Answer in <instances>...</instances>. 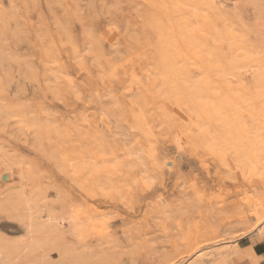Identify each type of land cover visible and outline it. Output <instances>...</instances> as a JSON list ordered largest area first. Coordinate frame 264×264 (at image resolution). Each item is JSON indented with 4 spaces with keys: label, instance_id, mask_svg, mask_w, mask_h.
Here are the masks:
<instances>
[{
    "label": "rangeland",
    "instance_id": "1",
    "mask_svg": "<svg viewBox=\"0 0 264 264\" xmlns=\"http://www.w3.org/2000/svg\"><path fill=\"white\" fill-rule=\"evenodd\" d=\"M70 1L0 0V240L18 259L29 218H67L79 251L116 233L176 264L240 260L242 240L264 242L246 225L264 189V0Z\"/></svg>",
    "mask_w": 264,
    "mask_h": 264
},
{
    "label": "bare ground",
    "instance_id": "2",
    "mask_svg": "<svg viewBox=\"0 0 264 264\" xmlns=\"http://www.w3.org/2000/svg\"><path fill=\"white\" fill-rule=\"evenodd\" d=\"M72 1V0H71ZM70 1V2H71ZM232 2V5L230 6V10H232L233 12H236L238 10V4L239 2H241V0H230ZM210 3V2H209ZM221 3V2H220ZM219 3V6H220ZM71 4V3H70ZM217 6V7H216ZM218 4L216 5L214 2H211V6L210 8H218L219 7ZM221 11L225 10V4L222 3L221 4ZM73 8V7H72ZM216 10V9H215ZM81 12V11H80ZM216 13V12H215ZM221 13V12H220ZM229 13V12H228ZM232 13V12H231ZM79 14V13H78ZM58 15V14H57ZM4 16V14H3ZM7 16V15H6ZM59 16V15H58ZM63 16V15H62ZM14 17V16H13ZM228 18V17H227ZM56 19V18H55ZM9 20V18H8ZM54 20V18H53ZM5 21V20H4ZM77 21V20H76ZM90 21V20H89ZM10 22V20H9ZM55 22V20H54ZM52 22V23H54ZM4 23V22H3ZM78 23V21H77ZM252 32L254 33V36H264V6H261L257 9L256 13H255V17L252 20ZM10 24V23H9ZM93 24V23H92ZM56 25V22H55ZM7 28V27H6ZM10 28V27H9ZM9 28H7L9 30ZM69 28H71V26H69ZM199 28V27H198ZM197 28V30H198ZM201 28V26H200ZM83 29V28H82ZM83 31V30H82ZM187 32H189V30L186 29ZM222 31V30H221ZM220 31V32H221ZM210 32V31H209ZM207 33V32H205ZM212 33V32H211ZM210 33V35H211ZM131 34V33H130ZM190 34V33H189ZM217 34V32H216ZM63 35V34H62ZM183 35V34H181ZM180 35V36H181ZM204 35V34H203ZM208 35V34H207ZM206 35V37H207ZM263 35V36H262ZM13 36V34H12ZM16 36V34H15ZM83 36V35H82ZM127 36V35H126ZM136 36V34H135ZM193 36V35H192ZM212 36V35H211ZM14 37V36H13ZM59 37V36H57ZM227 37V36H225ZM224 37V38H225ZM16 38V37H14ZM67 38V37H66ZM80 38V37H79ZM128 38V37H127ZM130 38V37H129ZM128 38V39H129ZM212 38H215L212 37ZM228 38V37H227ZM148 38L143 35V42L145 43L146 40ZM182 39V38H181ZM16 40V39H14ZM67 40V39H66ZM131 40V39H130ZM200 40V39H199ZM211 40V39H210ZM214 40V39H213ZM220 40V39H218ZM226 40V39H225ZM222 39L220 40V44H221ZM227 41V40H226ZM66 42V41H65ZM67 42H69V39L67 40ZM66 42V43H67ZM84 42V40H83ZM51 43V42H50ZM206 43V42H205ZM204 43V44H205ZM91 44V43H90ZM198 44V43H197ZM197 44L195 42L192 41V47L191 49L194 50H199L202 46H197ZM219 44V43H218ZM74 47H73V59H78L80 56V51L78 50V47H76L75 42H74ZM199 47V48H198ZM84 48V47H82ZM194 50L192 51V53L194 52ZM215 50V49H213ZM202 51L205 52V50ZM210 51V50H209ZM115 52V51H114ZM201 52V51H200ZM216 52V51H215ZM218 52V51H217ZM113 53V52H112ZM116 53V52H115ZM196 52H194V54H196ZM101 57L99 58V64L97 65V67L101 68V64L104 63L106 65V67L109 68L110 71L112 72H116L118 70H121L122 67L118 64L121 60H117V59H107L105 55H103L102 53ZM114 54V53H113ZM118 54V53H117ZM207 54V53H206ZM116 55V54H115ZM114 55V56H115ZM119 55V54H118ZM198 56V54H196ZM194 55V56H196ZM202 55V52L200 53V56ZM221 55V54H220ZM219 55V56H220ZM95 56V55H94ZM113 56V55H111ZM121 56V54H120ZM130 56H132L131 52H127V56L124 57L122 60H129ZM216 57L218 58V56H212L213 59L217 60ZM223 57V56H222ZM221 57V59H222ZM201 58H203V55L201 56ZM228 58V57H227ZM220 59V60H221ZM95 61V59H93ZM202 60V59H201ZM213 60V62L215 61ZM223 60V59H222ZM225 60V59H224ZM55 61V60H54ZM97 61V60H96ZM209 61V60H208ZM212 61V59H211ZM220 62V61H219ZM229 63V62H227ZM223 64V63H222ZM227 65V64H225ZM64 66V65H62ZM104 67V66H103ZM98 68V69H99ZM225 70V69H224ZM101 73V72H100ZM99 73V74H100ZM122 73V77L127 78L130 75L128 74V71L123 70ZM231 74L232 71L230 72ZM229 73V74H230ZM239 73V72H238ZM235 74V73H234ZM133 75V74H132ZM223 75V74H222ZM232 76V75H231ZM240 76V75H238ZM236 76V78L238 77ZM235 77V76H234ZM241 77V76H240ZM239 77V78H240ZM133 78V77H132ZM220 78V77H219ZM233 79V78H232ZM99 80V79H98ZM221 80V79H219ZM238 80V79H237ZM236 80V81H237ZM240 80V79H239ZM102 82V80H100ZM216 82V81H215ZM103 83V82H102ZM218 83V81H217ZM224 84H227L226 82H223ZM240 83V82H239ZM243 83V82H242ZM106 85V84H105ZM217 86V85H216ZM231 86V85H228ZM239 86V85H238ZM242 86H244L242 84ZM220 87V85H219ZM69 88H71V86L69 85ZM221 88H223L221 86ZM230 88V87H229ZM241 88V87H240ZM244 88V87H243ZM225 90V88H223ZM226 89H228V87H226ZM238 89V88H237ZM245 89V88H244ZM229 90V89H228ZM230 91V90H229ZM231 92V91H230ZM239 92V91H237ZM213 93V92H212ZM232 93V92H231ZM230 93V94H231ZM220 95V94H218ZM227 95V94H225ZM229 96V95H228ZM227 96V97H228ZM225 97V96H224ZM223 99V98H222ZM226 100V99H225ZM228 100V99H227ZM223 101V100H222ZM229 101V100H228ZM221 102V101H220ZM222 104V103H221ZM230 104V103H229ZM227 112V111H226ZM224 115V114H223ZM263 160V159H262ZM140 172V171H139ZM142 175V174H141ZM263 184V183H262ZM260 196L261 194L257 195V203L254 206L256 213L258 214H253L254 216H259L261 212H264V209H261L259 207V200H260ZM10 198V197H9ZM12 199H15L13 197H11ZM10 198V200L12 201V199ZM9 200V199H8ZM14 201V200H13ZM12 201V202H13ZM8 203H10L9 201H7ZM29 216V215H28ZM27 216V217H28ZM32 216V215H30ZM26 217V218H27ZM34 216H32V218H29L28 222H27V232H26V237H27V241H28V247L26 248V251L21 253L18 256V259L16 257H14V244L12 243H7L3 240H0V264H132V262L134 261L135 264H172V261H176L178 260V258L182 255V253H178L176 255H174L173 253H170V251H166V252H158V251H153V252H143V251H137V248H128L127 246L122 245V241L118 238H116V233L114 234H108L111 235V241L107 242V243H102L100 245H94L95 247H91L88 246L86 247L83 246L81 248V250H76L73 249L72 247L70 248L69 246H67L66 242V237L68 233H71L75 230V226L73 225V223L71 222V220L67 219V218H48L46 220H44L42 223H38L36 221V219L34 220L33 218ZM246 221H244L243 223H245ZM242 223V221H241ZM248 226V224H246ZM105 226V225H104ZM101 227V226H98ZM103 227V226H102ZM107 227V226H106ZM112 227V226H111ZM96 230L98 229L97 226L95 227ZM246 228V227H245ZM67 229H69L70 231H68ZM248 229V227H247ZM105 231V230H104ZM258 233L260 232V229L257 230ZM109 232V231H108ZM243 232V231H242ZM41 234V238L40 240H35L34 235L35 234ZM247 232L243 233L241 236L242 238L247 237ZM105 238V237H104ZM103 238V239H104ZM109 238V239H110ZM241 240V239H240ZM94 241V240H93ZM109 241V240H108ZM89 244H91V242H87ZM93 243V242H92ZM98 243V242H97ZM96 243V244H97ZM101 243V242H100ZM99 244V243H98ZM49 248L50 251L54 252L55 254H57L59 256L58 260H54V262L51 259H47L46 257L44 258L45 261L43 263L39 262V257L38 258V254L40 252V250H42L43 248ZM209 249V248H208ZM201 250V249H200ZM198 250V251H200ZM197 251V252H198ZM207 251V250H206ZM238 251L242 252L243 250L241 248H238ZM194 255V254H193ZM192 255V256H193ZM210 253L209 251H207L206 253H202L198 256H195L194 259L197 264L198 261L202 262V264H204V262L206 260H208L207 257H209ZM184 256V254L182 255ZM181 256V257H182ZM187 256V255H186ZM239 257H241L240 255H238ZM243 258V257H241ZM180 259V258H179ZM191 259V260H192ZM177 263V261H176Z\"/></svg>",
    "mask_w": 264,
    "mask_h": 264
},
{
    "label": "crops",
    "instance_id": "3",
    "mask_svg": "<svg viewBox=\"0 0 264 264\" xmlns=\"http://www.w3.org/2000/svg\"><path fill=\"white\" fill-rule=\"evenodd\" d=\"M244 242L245 244L243 245L238 244L239 247L243 249V251L241 252L243 258L238 260L234 257L231 258L229 262L233 261L242 264H264V242L253 243L250 238H245L244 240L241 241V243Z\"/></svg>",
    "mask_w": 264,
    "mask_h": 264
},
{
    "label": "snow or ice",
    "instance_id": "4",
    "mask_svg": "<svg viewBox=\"0 0 264 264\" xmlns=\"http://www.w3.org/2000/svg\"><path fill=\"white\" fill-rule=\"evenodd\" d=\"M91 35H95V32H91L90 33ZM135 130V129H133ZM260 176L262 179H264V172H261L260 173ZM245 178L247 179L248 178V175L246 174ZM154 183V181H153ZM259 204V207L261 209H264V189L261 190V196H260V200L258 202ZM256 227V228H259L260 229V237L262 239H264V212H261L259 216H257V218L251 223L248 225V231H252L253 228ZM132 264H135V262L133 261ZM172 264H176V261H172ZM190 264V262H189Z\"/></svg>",
    "mask_w": 264,
    "mask_h": 264
}]
</instances>
